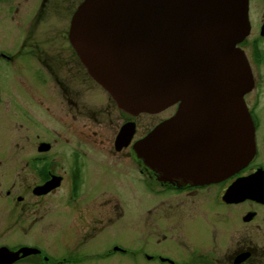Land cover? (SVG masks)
Returning <instances> with one entry per match:
<instances>
[{"label":"flooded vegetation","instance_id":"obj_1","mask_svg":"<svg viewBox=\"0 0 264 264\" xmlns=\"http://www.w3.org/2000/svg\"><path fill=\"white\" fill-rule=\"evenodd\" d=\"M81 1L0 0V24H10L15 36H20L16 49L0 48V61L18 67L20 58L33 57L44 76L39 82L40 89L21 76L22 95L15 104L10 92L0 86V111L3 112L0 134L8 140L0 145V234L24 235L35 227L53 233L65 229L73 236L70 244L82 247L123 216V208L115 195L103 192L92 201L84 202L77 186L78 157L87 153L79 146L83 143L82 135L100 138L104 143L102 114L111 113L108 108L112 103L108 94V103L102 109H95L83 99V94L98 84L87 73L68 39L71 17ZM256 9L259 10L258 35L255 33L253 40L258 43L264 39L261 34L264 0H248L250 33L240 44L242 48L254 30L252 13ZM61 20H65V29L46 33ZM252 53L253 87L244 96L254 124L256 151L252 159L219 182H162L137 158L132 146L137 138L133 137L127 146L116 148L114 143L120 126L108 153H119L126 161H133L137 168H133L135 179L143 185L149 186L154 181L158 186V210H161L158 240L154 244L145 242L142 247L113 243L105 253L85 257L121 255L133 260L132 264H136L137 258L147 264H264V128L262 114L258 113L264 103L261 88L264 75L260 71L264 51L258 49ZM52 91L57 98H51ZM177 107L178 104L173 106L171 114ZM51 120L58 122L57 128L59 124L64 134L52 127ZM129 120L134 121L131 118L126 121ZM5 121H8L6 126ZM67 128L76 136L75 145L71 144L75 155L71 168L60 164L61 153L56 150L60 142L70 143ZM86 148L93 152L99 150L96 145H86ZM235 184L237 187L233 189ZM163 204L167 207L161 209ZM139 221L140 216L136 226ZM0 248L30 250L10 264H65L80 259L78 255L72 258V254L59 257L41 244L20 239L0 241Z\"/></svg>","mask_w":264,"mask_h":264},{"label":"water","instance_id":"obj_2","mask_svg":"<svg viewBox=\"0 0 264 264\" xmlns=\"http://www.w3.org/2000/svg\"><path fill=\"white\" fill-rule=\"evenodd\" d=\"M249 33L248 0H82L68 39L87 73L129 115L179 102L133 150L157 180L205 184L236 173L255 153L244 100L253 78L239 46ZM134 133L135 123H124L116 148ZM29 252L0 248V264Z\"/></svg>","mask_w":264,"mask_h":264},{"label":"rangeland","instance_id":"obj_3","mask_svg":"<svg viewBox=\"0 0 264 264\" xmlns=\"http://www.w3.org/2000/svg\"><path fill=\"white\" fill-rule=\"evenodd\" d=\"M258 16L259 10L256 9L255 13L253 10L252 23L254 30L248 37V40L243 43L244 52L250 62V69L252 65H255L252 58V52L254 45L253 38L255 37V33L258 35V26H256ZM68 21L69 18L67 19L66 29L68 27ZM64 24L65 20H61L60 23L52 25L49 32L46 33L52 34L56 30H63L65 29ZM15 35L16 32L10 24H0V48L9 50L16 49L20 42V36L16 37ZM257 46L264 51V39H260ZM260 66L262 67L260 68V71L264 75V63ZM18 71L20 72L19 74ZM21 76L26 82L33 84L40 89L39 82L44 76L42 71L38 68L37 61L33 57L25 56L24 58H20L18 61V67H15L12 63L0 61V86L3 91L7 90V92H10L9 96L12 104L17 103L18 97L22 95L19 82ZM261 86L264 93V78L262 79ZM52 92H54V96L51 95V98H57L58 96L55 91ZM107 94L108 93L98 84V86L86 91L83 94V99L86 103L92 104L95 109H102L108 103ZM111 100L112 103L108 108L111 113L108 116L107 113L102 114L105 125L102 132V135L105 136L104 143L100 142V138H93L91 136L86 137L87 135H82L83 143L79 144V146H81L87 153L81 156L79 155L78 157L79 177L77 178V186L84 202L92 201L103 192L115 195L123 208V216L111 226L102 230V232L93 238V240L82 247H76L74 244H70V237L73 239V236L65 229H62L61 232L56 231L53 233L50 230L41 231V227H35L34 231L28 232L24 235H19L17 233L0 234V241L6 240L13 242L14 240L20 239L27 243L33 242L41 244L50 253L59 257L63 254H72V258H75L76 255L80 258L79 260L66 262L65 264H132L134 263L132 262L133 260L131 261L130 258L124 259L125 257L121 255L91 258L85 257V255L105 253L113 243H120L131 247H142L145 242L150 244L158 240V219L161 216V210H158V186L154 185V181L151 182L149 185L150 187L143 185L141 180L135 179L137 175L133 171V168H136V165L133 161H126L119 153L111 155L108 153V150L110 145L112 146L113 144V136L116 134L119 127L127 122V118H132V120H134L135 133L133 137L139 138L144 136L161 120L169 117L174 108L170 107L153 114L142 113L137 116H131L120 109L112 98ZM258 111L260 116L262 114V127L264 128V103L260 105ZM2 114L3 112L0 111V116ZM8 121L3 122L5 126ZM57 123L58 122L55 120H51L52 127L55 126L57 128ZM57 129L58 131H61V133L64 132L59 124ZM2 130L3 127L1 128V131ZM69 131L70 128H67L66 137L69 138L70 143L66 141L60 142V144L56 146V150H58V153H61L60 164L71 168V159L75 156L72 153L71 144L75 145L76 136L69 133ZM6 143H8V140L0 134V145ZM86 145H96L99 150L94 149L95 153L87 149ZM102 145H104L105 148ZM59 192H61V190H59L58 193ZM165 207L167 206H164L163 204L161 209ZM139 216L140 221L136 226ZM70 225H72V223H70ZM136 227L139 228V231L142 232V235L145 237L138 234ZM146 247L154 246L146 245ZM156 248H158V246ZM81 250L82 253L80 254ZM135 261L136 264H147L143 259L137 258ZM20 264L27 263L21 262Z\"/></svg>","mask_w":264,"mask_h":264},{"label":"bare ground","instance_id":"obj_4","mask_svg":"<svg viewBox=\"0 0 264 264\" xmlns=\"http://www.w3.org/2000/svg\"><path fill=\"white\" fill-rule=\"evenodd\" d=\"M176 104H179V102H177V103H174L173 105H169L168 107H166L165 109H168V108H170V107H173L174 105H176ZM164 109V110H165ZM132 122H134V121H132ZM135 123V122H134ZM237 187V185L235 184L234 186H232V188L233 189H235Z\"/></svg>","mask_w":264,"mask_h":264},{"label":"trees","instance_id":"obj_5","mask_svg":"<svg viewBox=\"0 0 264 264\" xmlns=\"http://www.w3.org/2000/svg\"><path fill=\"white\" fill-rule=\"evenodd\" d=\"M257 43H255V45H254V50H258L259 48H257Z\"/></svg>","mask_w":264,"mask_h":264}]
</instances>
